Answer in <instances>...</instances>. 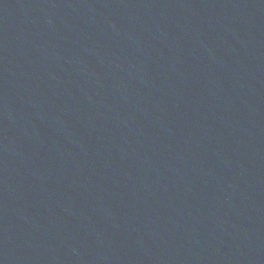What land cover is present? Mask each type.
Masks as SVG:
<instances>
[{"label":"water","instance_id":"1","mask_svg":"<svg viewBox=\"0 0 264 264\" xmlns=\"http://www.w3.org/2000/svg\"><path fill=\"white\" fill-rule=\"evenodd\" d=\"M200 264H264V0L228 112Z\"/></svg>","mask_w":264,"mask_h":264}]
</instances>
